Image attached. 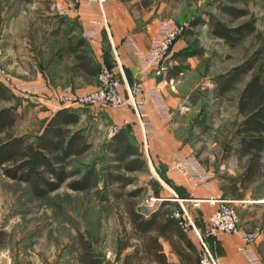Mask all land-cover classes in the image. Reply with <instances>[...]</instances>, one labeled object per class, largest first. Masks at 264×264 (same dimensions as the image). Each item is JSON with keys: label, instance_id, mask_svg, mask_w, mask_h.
I'll list each match as a JSON object with an SVG mask.
<instances>
[{"label": "rangeland", "instance_id": "obj_1", "mask_svg": "<svg viewBox=\"0 0 264 264\" xmlns=\"http://www.w3.org/2000/svg\"><path fill=\"white\" fill-rule=\"evenodd\" d=\"M126 1H130V11L138 19L143 12L153 11L159 16V24L168 21L184 26L185 32L179 38L183 50L198 52V55L180 65L183 70L178 89L181 100L173 108L171 123L172 136L179 141V149L189 152L187 157L193 158L196 167L205 171L209 172L211 168L223 177L233 176L230 172L237 171L235 174H238L243 170L241 165L244 161L239 163L235 154L226 157L223 152L224 147L234 141V131L241 122L237 99L243 84H239L229 95L216 97L213 92L214 79L246 61L256 46L255 41L250 39L230 49L221 39L210 34L208 25L190 26L196 18L206 21L215 18L232 25L228 17L218 12L216 6L219 0ZM249 10L257 20L258 29L264 32L263 0H253ZM49 14L54 16L49 17ZM64 15L60 13L57 1L33 0L26 4L0 0V82L15 96L10 102H0V109L17 105L18 113L22 115L17 127L20 134L38 132L50 117L49 104L53 103L56 94H29L22 93L20 89L35 85L37 72L30 65L33 57L43 66L56 59L55 52L64 47L65 41L60 37L48 43V37L45 36L50 30L59 32L74 28L73 21L62 17ZM243 21L245 19L240 22ZM64 52L58 51L60 56L57 60L66 58ZM65 88L69 86L60 87L57 91L60 98L59 101L55 100V104H62L61 95ZM36 103L39 105L35 109ZM81 108L87 115L86 123L90 125L89 135L94 148L76 161L81 164L102 162L104 145L111 134L110 128L104 121L93 120L89 106ZM147 150L150 153V142L147 143ZM145 156L150 164L149 173L136 174L137 183L126 189L133 191L139 186L146 187L145 193L137 199L139 209L145 212L161 203L150 201L154 195L147 182L155 178L162 186L163 195L172 198V205L167 208L176 213L179 209L183 210V204L194 221V212L187 200L189 198H183L186 196H183L182 190H178L170 180H163L159 168ZM101 187L75 192L64 185L47 198L37 199L32 196L27 185L0 174V253L3 259L0 264H80L77 260L79 234L91 242L105 264H123L130 249L122 251L120 247L121 214L114 206L98 201ZM104 192L102 190L101 193ZM247 192L249 197L264 202V177L248 185ZM255 210H264V204ZM137 242L132 240V244Z\"/></svg>", "mask_w": 264, "mask_h": 264}, {"label": "trees", "instance_id": "obj_2", "mask_svg": "<svg viewBox=\"0 0 264 264\" xmlns=\"http://www.w3.org/2000/svg\"><path fill=\"white\" fill-rule=\"evenodd\" d=\"M252 1L217 2L218 12L228 17L232 25L215 18L208 21L196 18L190 23L191 27L208 25L210 34L221 39L230 49L250 39L256 44L246 61L214 79L216 97L229 95L243 84L237 99L241 122L234 131V141L227 144L223 152L226 157L235 154L239 163L244 161L241 175L231 179V190L237 198L242 197L248 185L264 177V32L258 29L257 20L249 10ZM242 19L245 21L240 22ZM86 44L82 38L77 46L70 45V52L77 61L76 67L91 76H99L101 69L91 63L84 49ZM196 51L186 50L182 60L195 57L198 55ZM14 97L0 82V102H10ZM83 112L81 109L60 108L43 123L39 132L20 134L17 127L22 115L18 113L17 105L0 109V174L27 185L37 199L47 198L64 185L75 192L91 191L102 185L105 192L98 191V201L117 208L121 214V250L132 249L125 255L123 264H170L161 239L169 241L186 264H200L199 254L195 255L196 247L188 240L180 224L182 217L176 218L174 212L167 208L172 203L162 201L146 216L137 202L146 187L126 190L137 183L136 174L149 173L148 160L128 127L118 128L106 141L102 162L77 163V159L94 148L89 135L90 125L82 119ZM147 184L155 197L164 196L157 179L151 178ZM178 211L181 212L180 209ZM77 239L80 264H105L84 235L79 234ZM132 240L138 241L137 244H132Z\"/></svg>", "mask_w": 264, "mask_h": 264}, {"label": "crops", "instance_id": "obj_3", "mask_svg": "<svg viewBox=\"0 0 264 264\" xmlns=\"http://www.w3.org/2000/svg\"><path fill=\"white\" fill-rule=\"evenodd\" d=\"M15 1L26 4L33 2V0ZM51 1H57L60 4V9L66 10L65 15L62 17L71 19L75 25L74 28L70 27L69 30L59 32L50 30L45 35L48 37V43L51 39L57 37L65 41L62 49L66 53V58L57 60L58 55L60 56L58 51H63L60 49L55 52L56 59L53 58L48 64L40 66L35 57L32 58L33 63L30 64L32 69L37 72L34 79L35 85L46 86L49 88V94H56V98L53 96V103L60 98V93H57L60 87L69 86V88H73L74 92L81 95L90 93L97 88V75L91 76L84 73L82 69L77 68L75 56L70 52V45L75 47L79 39L84 38L87 43L84 49L91 58V63L100 69L104 67L112 69L122 81L121 92L124 96L127 95V85H141L146 91L157 90L162 96L164 106L168 110L170 109L171 112L174 110L173 108L181 100L178 89L183 70L180 69V65L186 60H182L183 52L185 51L181 41L178 40L174 46V55L170 60L169 71L162 74H158L153 69L144 70L140 66L139 58L132 46L134 44L144 54L151 49V38L159 26L157 13L153 11L143 12V15L138 19L137 16L132 15L129 6L130 1L126 0H109L105 6L104 15L97 6L90 4L89 0H79V2L76 0ZM142 9L144 10V8ZM49 15V17L54 16V14ZM99 23H103L104 26L100 27ZM189 59H192V57L187 60ZM53 103L49 104L50 117L58 109L66 108L62 104ZM37 104L39 105V103H36L35 109ZM145 104L147 107L144 120L149 123L150 136L147 138V143L150 142L151 154L145 145L143 126L131 106L128 105L121 108L91 106L90 110L95 122L104 121L108 124L111 133L108 139L113 134L112 128L128 127L131 134L140 144L144 154L149 158V162L159 168L163 180H170L178 190H182L183 196L191 199L221 193L224 197L235 201L234 206L238 211L239 227L248 233L257 235L255 242L247 247L251 248L264 264V210H255L257 206H262L264 202L249 197L247 190L242 192V197H234L231 190L233 183L231 179L240 176L242 171H239L238 174H235L237 171L230 172L234 175L223 177L210 168L209 172L213 174V188L204 185H194L193 180L182 176L175 169L176 155L182 153L184 156H188L190 153L179 149V141L172 136V116L163 115L157 104L149 97H146ZM73 108L83 110L81 107ZM86 116L83 113L82 119L85 123L87 122ZM157 207L144 213L148 216ZM189 207L194 212L193 218L195 219L196 227L200 231H205L208 225V218L215 211V208L208 203H203L199 209H194L192 204ZM186 236L196 247L197 252L195 255L197 257L200 244L196 233L191 230L186 232ZM161 243L170 264H186L180 255L172 249L169 241L161 239ZM207 243L221 264H248L246 255L241 251L246 244L239 236L219 233L214 237L208 238ZM183 247L185 248L184 244ZM1 255L0 253V260H3ZM150 263L158 264L156 262Z\"/></svg>", "mask_w": 264, "mask_h": 264}, {"label": "built area", "instance_id": "obj_4", "mask_svg": "<svg viewBox=\"0 0 264 264\" xmlns=\"http://www.w3.org/2000/svg\"><path fill=\"white\" fill-rule=\"evenodd\" d=\"M79 2V0H76ZM109 0H89V3L97 6L104 15V9ZM66 10L60 9V13H65ZM99 26H104L99 23ZM185 32L184 26H179L173 22H161L151 38V46L149 51L144 54L132 44L140 62V66L144 70H155L158 74L166 73L170 68V60L174 55V46ZM97 76L98 85L96 90L90 93L81 95L74 92L71 88H65L61 95L62 105L66 108L73 107H91L100 106L102 108H121L131 106L138 115L143 126V135L145 145L147 147V138L150 133L149 123L144 120L146 97L151 98L158 106L161 113L165 116H172L170 109L168 110L164 104L161 94L157 90L146 91L141 85L126 86V96L121 92L122 81L112 69L104 67L99 71ZM22 93L41 94L49 91L46 86L34 85L26 86L20 89ZM118 127L113 128L112 132L117 131ZM176 169L183 174L184 177L193 180L196 186L204 185L213 188V174L203 170L197 166L193 158L184 156L183 154L176 155ZM172 198L162 196L157 198L151 196L150 201H170ZM191 202L194 209H199L203 203H208L215 208V211L208 218V225L205 231H200L195 222L190 217L187 208L182 205V211L174 213L176 218H181L180 224L185 232L193 230L199 240V259L200 264H221L219 259L211 251L207 240L219 233L239 236L246 244L241 251L246 255L248 264H263L255 252L247 247L255 242L257 235L248 233L239 227V216L235 201L224 197L221 193H215L208 197L187 199ZM183 201V200H182Z\"/></svg>", "mask_w": 264, "mask_h": 264}]
</instances>
